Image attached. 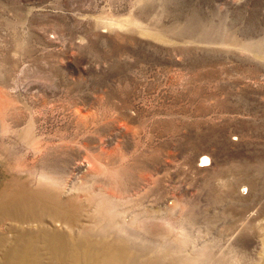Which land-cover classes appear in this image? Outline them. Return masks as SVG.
Instances as JSON below:
<instances>
[{"label":"rangeland","instance_id":"obj_1","mask_svg":"<svg viewBox=\"0 0 264 264\" xmlns=\"http://www.w3.org/2000/svg\"><path fill=\"white\" fill-rule=\"evenodd\" d=\"M0 264H264V0H0Z\"/></svg>","mask_w":264,"mask_h":264},{"label":"bare ground","instance_id":"obj_2","mask_svg":"<svg viewBox=\"0 0 264 264\" xmlns=\"http://www.w3.org/2000/svg\"><path fill=\"white\" fill-rule=\"evenodd\" d=\"M210 159V158H209ZM208 160V156H206V155H201V159H200V161H202V164H203V162H205V161H207ZM208 163V162H207Z\"/></svg>","mask_w":264,"mask_h":264}]
</instances>
